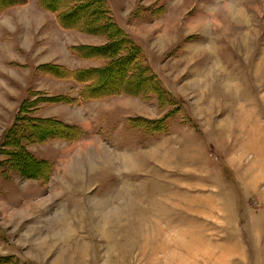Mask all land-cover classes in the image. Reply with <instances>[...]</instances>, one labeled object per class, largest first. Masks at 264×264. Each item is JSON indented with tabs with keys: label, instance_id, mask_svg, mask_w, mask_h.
<instances>
[{
	"label": "rangeland",
	"instance_id": "374dc122",
	"mask_svg": "<svg viewBox=\"0 0 264 264\" xmlns=\"http://www.w3.org/2000/svg\"><path fill=\"white\" fill-rule=\"evenodd\" d=\"M107 1L168 92L42 103L34 115L81 135L31 147L53 162L48 183L0 169V255L19 264H264V0ZM26 5L0 14V139L26 89L32 99H76L71 77L37 65L84 67L70 50L109 42L66 30L36 0Z\"/></svg>",
	"mask_w": 264,
	"mask_h": 264
},
{
	"label": "trees",
	"instance_id": "16d2710c",
	"mask_svg": "<svg viewBox=\"0 0 264 264\" xmlns=\"http://www.w3.org/2000/svg\"><path fill=\"white\" fill-rule=\"evenodd\" d=\"M61 1V0H60ZM62 4L48 3V0H37L38 6L48 12L54 13L66 30H75L87 34L103 35L109 40L104 47L94 48L91 51L86 47H73L72 52L80 58L100 59L104 65L100 68L78 69L67 71L54 64L39 67L43 73H48L58 78L71 77L76 83L82 85L78 98L60 96L56 98L41 97L32 99L35 95L30 91L19 107L15 120L0 140V169L3 175L6 169L14 171L24 179H38L42 183L49 182L52 176L50 162L38 159L28 150L33 144H43L55 139L68 140L72 133L77 140L81 132L79 129L64 124L57 119H43L36 117L34 112L44 102H74L78 104L89 100H101L107 97L122 94H137L144 98H150L154 93L161 97L165 89L161 79L145 63L143 51L129 33L123 29L114 19L107 0H62ZM27 4V0H0V14L8 10ZM80 13L89 14L92 19H77ZM79 14V15H78ZM95 28V29H93ZM118 84L113 86L114 83ZM138 85L141 91L134 87ZM169 94V93H168ZM38 95V94H37ZM162 98V97H161ZM128 122L143 129H153L155 122L145 119H129ZM0 264H19L12 255H0Z\"/></svg>",
	"mask_w": 264,
	"mask_h": 264
},
{
	"label": "crops",
	"instance_id": "0c3cea01",
	"mask_svg": "<svg viewBox=\"0 0 264 264\" xmlns=\"http://www.w3.org/2000/svg\"><path fill=\"white\" fill-rule=\"evenodd\" d=\"M37 1V0H36ZM38 4V3H37ZM24 6H27V5H24ZM24 6H20V7H24ZM15 8V7H14ZM40 8V7H39ZM13 9V8H12ZM41 9V8H40ZM11 10V9H10ZM42 10V9H41ZM8 12H9V10H8ZM48 12V11H47ZM73 47V46H72ZM71 49V48H70ZM70 51H72V49L70 50ZM72 54V53H71ZM73 56H75V57H77L78 59H80L81 60V62H84V67L82 66V67H79V68H73V69H70V71H73V70H78V69H90V68H100V67H102L103 65H104V61L103 60H100V59H89V58H80L79 56H77V55H75L74 53H73ZM99 63V64H97V65H95V64H93V63ZM48 64H54V65H57V66H61V65H59L58 63H54V62H52V63H44V64H39V65H37L36 66V68H35V71L36 72H42L41 70H39V67L40 66H42V65H48ZM89 65V66H88ZM86 66V67H85ZM88 66V67H87ZM75 84H77L78 86H80V89H79V92H80V90L82 89V85H79L78 83H76L75 81H73ZM33 91L34 90V88H32V87H30V88H28V89H26V91ZM79 92H78V95H77V97L76 98H78V96H79ZM28 93H25V95H24V97H23V99L21 100V103L19 104V107H20V105L22 104V102L25 100V99H27L28 98ZM112 97V96H111ZM107 98H109V97H107ZM89 101H91V100H89ZM98 101V100H97ZM92 102V101H91ZM95 102V101H94ZM65 104V103H64ZM68 104V103H67ZM77 106L78 105H80L79 103L78 104H76ZM18 110H19V108H18ZM37 114V115H36ZM35 114V116L36 117H39V118H43V117H45V116H42V115H39L38 113H36ZM15 118V117H14ZM132 117H130V119H131ZM44 119V118H43ZM51 119H53V118H51ZM134 119V118H133ZM129 120V119H128ZM14 121V120H13ZM13 124V122L8 126V128L9 127H11V125ZM7 128V129H8ZM5 131H6V128H5ZM5 131L2 133V136H1V138L3 137V135H4V133H5ZM1 140V139H0ZM49 142H51V141H49ZM47 143V142H46ZM38 145H40V144H33L32 146L30 145V146H28V150L32 153V154H34L32 151H31V147H33V146H38ZM35 155V154H34ZM38 159H42V160H46V161H48L49 162V160L48 159H46V158H40V157H38L37 155H35ZM53 162L51 161V165H52V176H53V173H54V167H53V164H52ZM3 176H5L6 177V174H4ZM51 176V177H52Z\"/></svg>",
	"mask_w": 264,
	"mask_h": 264
}]
</instances>
